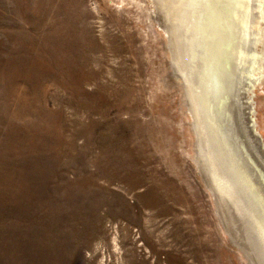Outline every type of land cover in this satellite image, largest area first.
Here are the masks:
<instances>
[{"label": "rangeland", "instance_id": "374dc122", "mask_svg": "<svg viewBox=\"0 0 264 264\" xmlns=\"http://www.w3.org/2000/svg\"><path fill=\"white\" fill-rule=\"evenodd\" d=\"M147 6L0 0V264H244Z\"/></svg>", "mask_w": 264, "mask_h": 264}, {"label": "bare ground", "instance_id": "6f19581e", "mask_svg": "<svg viewBox=\"0 0 264 264\" xmlns=\"http://www.w3.org/2000/svg\"><path fill=\"white\" fill-rule=\"evenodd\" d=\"M147 1L223 239L244 264H264V0Z\"/></svg>", "mask_w": 264, "mask_h": 264}, {"label": "water", "instance_id": "95a60500", "mask_svg": "<svg viewBox=\"0 0 264 264\" xmlns=\"http://www.w3.org/2000/svg\"><path fill=\"white\" fill-rule=\"evenodd\" d=\"M179 77H180V76H179ZM246 115H248V114L246 113ZM258 145H259V144H258ZM261 151H262V148H261ZM229 214L231 215V218H232V216L235 217V213L233 212V210L230 211ZM234 222H235L234 225H235L236 227L241 228L242 230L244 229L243 226L240 225V223H239V221H238V219H237L236 217L234 218ZM236 223H237V224H236ZM237 225H238V226H237ZM238 228H237V229H238Z\"/></svg>", "mask_w": 264, "mask_h": 264}, {"label": "flooded vegetation", "instance_id": "af4514ba", "mask_svg": "<svg viewBox=\"0 0 264 264\" xmlns=\"http://www.w3.org/2000/svg\"><path fill=\"white\" fill-rule=\"evenodd\" d=\"M264 147V146H263Z\"/></svg>", "mask_w": 264, "mask_h": 264}]
</instances>
